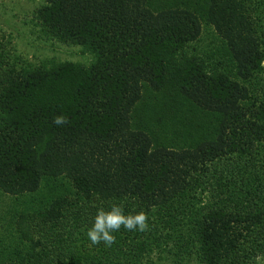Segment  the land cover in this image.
Instances as JSON below:
<instances>
[{
    "label": "trees",
    "instance_id": "obj_1",
    "mask_svg": "<svg viewBox=\"0 0 264 264\" xmlns=\"http://www.w3.org/2000/svg\"><path fill=\"white\" fill-rule=\"evenodd\" d=\"M37 9L46 37L94 60L32 66L0 50V188L31 193L19 210L22 247L1 251L0 264L264 257V0H46ZM209 25L216 38L207 40ZM61 114L69 123L56 126ZM112 203L144 210L149 230L121 227L111 246L93 245L86 232Z\"/></svg>",
    "mask_w": 264,
    "mask_h": 264
},
{
    "label": "rangeland",
    "instance_id": "obj_2",
    "mask_svg": "<svg viewBox=\"0 0 264 264\" xmlns=\"http://www.w3.org/2000/svg\"><path fill=\"white\" fill-rule=\"evenodd\" d=\"M44 4H46V0H0V50L4 51L6 55L9 53L10 61H18V64L25 60L32 66L58 62L89 66L93 62L94 56L81 45L63 43L48 38L40 31L34 15L37 8ZM199 16L203 28H206L208 19L200 14ZM209 28L211 32L205 34L204 39L216 38L213 25H209ZM198 57L193 59H198ZM180 60L183 59L171 60L170 64L177 66L178 63H181ZM262 64L264 65V62ZM220 65L231 77L229 61L222 60ZM256 97L259 96L254 95L253 98ZM256 106H259V102ZM172 112L173 110H170L167 116H170ZM215 127L219 130L222 128V124L216 123ZM207 134L206 137H209L210 134L216 136L215 132H207ZM29 197H31V193H10L0 188V252H6L7 248L14 246L15 242L17 246L22 247L17 231L19 210L22 209L21 206L24 202L30 201ZM223 238L224 236H220V241L225 240ZM163 264L178 263H173L171 257L167 256L163 260ZM256 264H264V257L257 260Z\"/></svg>",
    "mask_w": 264,
    "mask_h": 264
},
{
    "label": "clouds",
    "instance_id": "obj_3",
    "mask_svg": "<svg viewBox=\"0 0 264 264\" xmlns=\"http://www.w3.org/2000/svg\"><path fill=\"white\" fill-rule=\"evenodd\" d=\"M53 123L62 126L69 123V120L67 116L61 114L54 117ZM121 227L127 231H148L149 216L144 210L125 213L122 203H112L108 209L99 207L86 236L93 245L103 243L105 246H111L116 242L114 233Z\"/></svg>",
    "mask_w": 264,
    "mask_h": 264
}]
</instances>
